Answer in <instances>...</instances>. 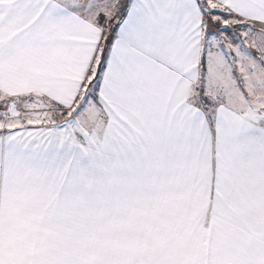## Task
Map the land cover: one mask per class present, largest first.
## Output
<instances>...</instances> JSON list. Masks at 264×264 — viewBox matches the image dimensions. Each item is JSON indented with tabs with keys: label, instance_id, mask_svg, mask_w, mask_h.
I'll list each match as a JSON object with an SVG mask.
<instances>
[{
	"label": "snow or ice",
	"instance_id": "1",
	"mask_svg": "<svg viewBox=\"0 0 264 264\" xmlns=\"http://www.w3.org/2000/svg\"><path fill=\"white\" fill-rule=\"evenodd\" d=\"M0 264H264V0H0Z\"/></svg>",
	"mask_w": 264,
	"mask_h": 264
}]
</instances>
